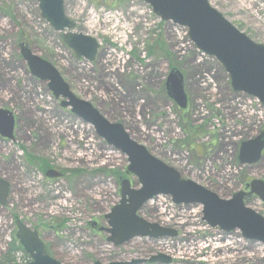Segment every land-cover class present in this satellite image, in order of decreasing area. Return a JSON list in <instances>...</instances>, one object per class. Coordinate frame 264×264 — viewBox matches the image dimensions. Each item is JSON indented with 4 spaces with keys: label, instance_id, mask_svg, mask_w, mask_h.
Here are the masks:
<instances>
[{
    "label": "rangeland",
    "instance_id": "374dc122",
    "mask_svg": "<svg viewBox=\"0 0 264 264\" xmlns=\"http://www.w3.org/2000/svg\"><path fill=\"white\" fill-rule=\"evenodd\" d=\"M207 1L235 29L264 46V0ZM64 12L76 25L73 33L97 42L92 62L76 60L62 33L40 18L35 0H0V109L15 118L14 140L0 139V176L10 183L7 202L0 206V264L30 262L15 238L16 221L36 232L47 255L62 264L169 257L159 241L184 245L190 234L203 250L195 263L209 251L207 241L226 238L230 246L224 252L212 249L230 259L209 264H264V245L244 240L238 231L208 227L200 206L175 205L169 196L154 197L139 216L174 230L177 237L136 238L117 247L106 242L100 229L119 202L120 181L133 186L137 180L126 174L124 155L62 109L47 84L29 74L20 44L52 65L76 98L109 123L120 124L152 157L222 200L252 180L264 182V151L254 165L237 161L240 144L264 130V107L234 93L224 69L195 50L186 29L161 22L141 0H64ZM103 18L109 22L103 24ZM172 68L183 77V110L166 94ZM40 163L62 177L46 179ZM245 202L264 218V203L254 196ZM13 241L21 251L9 256ZM171 261L190 264L187 258Z\"/></svg>",
    "mask_w": 264,
    "mask_h": 264
},
{
    "label": "water",
    "instance_id": "95a60500",
    "mask_svg": "<svg viewBox=\"0 0 264 264\" xmlns=\"http://www.w3.org/2000/svg\"><path fill=\"white\" fill-rule=\"evenodd\" d=\"M35 1L40 18L54 32L62 33V42L73 51L76 60L85 59L92 62L98 44L92 38L72 33L75 24L65 16L64 0ZM141 1L150 7L153 15L161 22H169L186 29L188 41L195 50L214 59L224 69L234 93L254 98L264 106L263 45L255 44L235 29L207 0ZM19 53L29 74L41 82H46L48 90L56 100H63L61 108H69L76 118L92 126L95 134L108 146L126 157V174L137 180V185L133 186L128 180L120 181V200L104 217L107 227L100 229L108 235V244L117 247L137 237H175L174 232L149 224L137 215L143 205L154 197L169 196L175 205H200L202 221L209 227L227 233L238 230L245 240L264 245V219L248 209L244 203L245 198L252 195L264 203V182L253 180L246 185L248 193L237 192L228 200L218 198L201 186L182 179L174 169L155 159L143 146L132 141L120 124L109 123L89 103L76 98L57 70L34 55L26 45H19ZM165 89L168 98L179 109L186 108L183 77L178 70L172 69L169 72ZM14 123L12 113L0 109V138L13 141ZM263 149L264 130L253 139L240 144L237 156L239 166L257 163ZM60 176V173L53 169L45 173L48 179H58ZM136 186L138 188H135ZM8 192V184L0 179V206L6 204ZM15 225V237L30 258L27 264H62L45 253L36 232L28 230L18 221ZM142 262L166 264L169 260L158 256L147 261L108 264Z\"/></svg>",
    "mask_w": 264,
    "mask_h": 264
},
{
    "label": "bare ground",
    "instance_id": "6f19581e",
    "mask_svg": "<svg viewBox=\"0 0 264 264\" xmlns=\"http://www.w3.org/2000/svg\"><path fill=\"white\" fill-rule=\"evenodd\" d=\"M105 19L103 18L102 23L109 22L108 19L104 21ZM162 200L158 199L157 202H161ZM159 205V204H158ZM193 216V215H191ZM189 218L190 215H187ZM165 221H168V218H164ZM191 220V219H190ZM193 221V220H192ZM195 241V238L190 234L189 237L187 238V243L184 245H171L169 244V241L167 239L161 240L158 243V246H160L166 253L169 255L171 258L176 257L178 259L181 258H187V261L190 262V264H209V262H215L217 260L220 261H225L227 259H230V256H225L224 254H215L213 253V249L218 250L219 253L224 252L226 250V247L230 246V243H226V238H223L222 240H218L216 238L207 241L208 243V249L209 251H206L203 253V259L198 260V263L194 261L196 260V256L198 255L199 251H201V246L198 245L197 243H193ZM236 245H233V248L236 249ZM213 248V249H212ZM204 249V247H202ZM206 250V249H205ZM203 251V250H202ZM201 251V252H202Z\"/></svg>",
    "mask_w": 264,
    "mask_h": 264
},
{
    "label": "trees",
    "instance_id": "16d2710c",
    "mask_svg": "<svg viewBox=\"0 0 264 264\" xmlns=\"http://www.w3.org/2000/svg\"><path fill=\"white\" fill-rule=\"evenodd\" d=\"M34 161H35V160H34ZM40 164H41V163H40ZM41 165H42V171L45 172V170H47V168H48V167H46L47 164L42 163ZM48 169H49V168H48ZM14 244H15V242L13 241V242L11 243V249H10V251H9L10 253H8L9 256H10L11 253H15V251L20 250V247H19V246L15 247ZM20 251H21V250H20ZM9 256H7V258H9ZM7 260H8L7 262L11 261L10 258L7 259Z\"/></svg>",
    "mask_w": 264,
    "mask_h": 264
},
{
    "label": "flooded vegetation",
    "instance_id": "af4514ba",
    "mask_svg": "<svg viewBox=\"0 0 264 264\" xmlns=\"http://www.w3.org/2000/svg\"><path fill=\"white\" fill-rule=\"evenodd\" d=\"M1 139V138H0ZM2 141H5V140H3V139H1ZM61 174V173H60ZM61 177H62V174H61ZM0 178H1V176H0ZM6 183L8 184V191H10V183H8L7 181H6ZM244 190L245 191H247L246 189H245V187H244ZM132 241V240H131ZM130 242V241H129ZM45 248V247H44ZM45 251H46V249H45ZM152 257H154V256H152ZM171 257L169 256L168 257V260H169V262H168V264L169 263H171L172 261V258L170 259ZM140 260H145L144 258L143 259H140ZM130 262H132V261H130ZM139 264H148V263H145V262H142V263H139Z\"/></svg>",
    "mask_w": 264,
    "mask_h": 264
}]
</instances>
